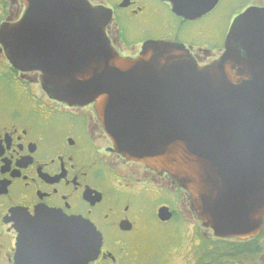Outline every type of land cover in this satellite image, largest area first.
Wrapping results in <instances>:
<instances>
[{
	"label": "water",
	"instance_id": "1",
	"mask_svg": "<svg viewBox=\"0 0 264 264\" xmlns=\"http://www.w3.org/2000/svg\"><path fill=\"white\" fill-rule=\"evenodd\" d=\"M15 24L0 27V45L18 71L38 70L41 87L68 106L93 105L113 149L127 161L166 173L189 195L213 234L246 239L264 216V9L235 22L246 60L198 67L182 46L149 41L136 59L120 57L106 38L110 15L87 0H22ZM52 22L56 32L39 28ZM248 32V33H246ZM246 33V34H245ZM166 220L165 211H160ZM17 264H34L32 227L55 230L71 256L88 264L100 235L87 221L47 210L25 216ZM52 243V241H49ZM27 247V249L24 248ZM33 259V260H32Z\"/></svg>",
	"mask_w": 264,
	"mask_h": 264
},
{
	"label": "flooded vegetation",
	"instance_id": "2",
	"mask_svg": "<svg viewBox=\"0 0 264 264\" xmlns=\"http://www.w3.org/2000/svg\"><path fill=\"white\" fill-rule=\"evenodd\" d=\"M87 1L110 15L105 34L119 56L135 59L146 42L162 41L183 46L198 67L246 60L242 40L231 39L239 34L233 26L246 12L264 9V0ZM24 11L22 0H0V27L17 23ZM37 24L56 32L54 21ZM41 76L14 69L0 45V264H17L22 218L37 210L95 228L99 252L88 264H264V216L256 236L216 237L168 175L114 151L93 105L52 99ZM176 223L180 231L167 234L165 247L143 240L153 227L165 231ZM53 231L27 230L34 264H69L59 257L76 247L60 244L62 235Z\"/></svg>",
	"mask_w": 264,
	"mask_h": 264
},
{
	"label": "rangeland",
	"instance_id": "3",
	"mask_svg": "<svg viewBox=\"0 0 264 264\" xmlns=\"http://www.w3.org/2000/svg\"><path fill=\"white\" fill-rule=\"evenodd\" d=\"M161 202H163V198H161ZM180 225H181L180 223H176L172 227H167L165 231L164 229H158V228L153 227L152 229H150V232L143 237V240L145 241L149 240L151 242L160 240L161 246L165 247L164 238L169 236L167 234L173 233L176 227H177V230L180 231Z\"/></svg>",
	"mask_w": 264,
	"mask_h": 264
}]
</instances>
